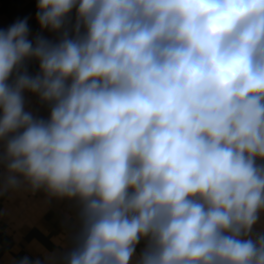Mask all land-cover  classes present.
Wrapping results in <instances>:
<instances>
[{
	"label": "clouds",
	"instance_id": "obj_1",
	"mask_svg": "<svg viewBox=\"0 0 264 264\" xmlns=\"http://www.w3.org/2000/svg\"><path fill=\"white\" fill-rule=\"evenodd\" d=\"M37 9L58 40L0 30V195L68 201L77 226L16 264H264V0Z\"/></svg>",
	"mask_w": 264,
	"mask_h": 264
},
{
	"label": "crops",
	"instance_id": "obj_2",
	"mask_svg": "<svg viewBox=\"0 0 264 264\" xmlns=\"http://www.w3.org/2000/svg\"><path fill=\"white\" fill-rule=\"evenodd\" d=\"M37 0H0V30H7L18 20L27 18L36 36L56 41L58 33L41 30L36 19ZM75 20V10L71 14ZM71 28V24L68 25ZM28 72L35 75L38 63L29 62ZM26 107L35 115L47 118L50 109L41 105L35 95L26 93ZM0 213L4 231L0 232V264H16L24 256L44 259L54 252L73 247L72 233L76 228V210L68 201H49L43 192L33 193L21 188L0 195ZM264 227V215L257 230ZM143 247L138 246L137 252Z\"/></svg>",
	"mask_w": 264,
	"mask_h": 264
},
{
	"label": "built area",
	"instance_id": "obj_3",
	"mask_svg": "<svg viewBox=\"0 0 264 264\" xmlns=\"http://www.w3.org/2000/svg\"><path fill=\"white\" fill-rule=\"evenodd\" d=\"M28 28H29V26H28ZM29 32H30L29 39H34V37L36 36V34L32 30H30V28H29ZM4 228L5 227H4L3 216L0 213V232H3L4 231Z\"/></svg>",
	"mask_w": 264,
	"mask_h": 264
}]
</instances>
